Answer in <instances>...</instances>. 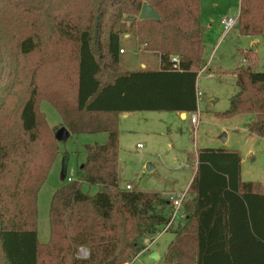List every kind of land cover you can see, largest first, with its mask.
Returning a JSON list of instances; mask_svg holds the SVG:
<instances>
[{"label": "trees", "instance_id": "1", "mask_svg": "<svg viewBox=\"0 0 264 264\" xmlns=\"http://www.w3.org/2000/svg\"><path fill=\"white\" fill-rule=\"evenodd\" d=\"M144 2L159 20L137 19ZM201 2L0 0V264H123L166 225L171 207L161 192L118 185V116L197 110ZM236 24L242 35L264 37V0H239ZM132 32L158 55L157 69L120 67V38ZM242 53L247 63L233 71L238 90L220 116L254 114L249 131L264 137V71L254 49ZM42 101L58 111L60 126L48 124ZM61 127L107 137L84 145L76 178L53 192L41 243L37 194L59 154ZM194 159L178 229L194 236L192 264H264V187L240 179L235 149L197 148ZM84 183L97 190L84 191ZM79 247L87 258L77 256ZM172 259L166 264H178Z\"/></svg>", "mask_w": 264, "mask_h": 264}, {"label": "rangeland", "instance_id": "2", "mask_svg": "<svg viewBox=\"0 0 264 264\" xmlns=\"http://www.w3.org/2000/svg\"><path fill=\"white\" fill-rule=\"evenodd\" d=\"M238 10L239 0H217L216 4L209 0L201 2V22L202 24L212 23L213 27L207 28L205 35L204 59L209 60L208 69L199 74L196 81L201 93L197 109L199 119L196 125L190 121L191 113L182 117L177 112L137 111L128 114L127 117L118 116V185L120 187L123 188L129 184L132 186V190H165V192H161L164 197L168 193L176 192L171 190H182L188 175L185 172V169H188L187 160L192 168L193 152L197 147L228 146L240 150L244 158L243 167L251 172L247 175L244 174V177L256 179L260 176V179H264V137L252 138L249 133L242 132L240 127L245 125V120L241 117L220 116L228 108L230 96L238 90L232 70L242 63V51H244V49H240L238 53L241 41L237 31L234 30L237 24L218 43L221 31H224L220 19L229 16L236 17ZM206 15H210L209 20L211 19V21L205 19ZM124 20L127 21V18L124 17ZM255 46L256 69L264 71V39L259 38V42ZM120 47L123 51L119 50V64L123 69H155L159 66L157 54L141 49L136 43L133 32L121 36ZM212 51L213 54L210 55ZM246 63L247 61L243 65ZM217 68L227 70L226 74L222 75ZM208 72H211L213 77L207 76ZM40 110L45 114L51 127L60 126L61 116L48 101L40 103ZM227 132L230 135V140L224 145L221 135ZM106 137L105 133H69L65 140L59 142V154L37 194V237L39 242H46L49 237L48 208L53 192L65 182L70 181L67 177H70L71 180L76 178L77 168L85 158L84 145L103 143ZM138 144L141 147H137ZM190 153L192 156L188 158ZM83 190L92 194L97 189L95 185L84 183ZM183 215V218L180 219L181 223L186 217L184 209ZM180 222L179 226H181ZM172 226L156 238L149 250L144 249L138 253L132 264H165L169 257L177 254V249L174 246H170L167 254L159 261L151 258L150 253V250L156 249L160 255L163 254L165 246L167 247L170 237H172V231L179 228V226L175 228L176 224ZM144 240L145 242L149 241V237ZM181 251L183 257L186 259L191 257L192 260L193 252L188 253L186 249L185 251L181 249ZM81 255L78 249L77 256L82 257ZM176 258L173 257L175 260ZM176 263L181 264L180 262Z\"/></svg>", "mask_w": 264, "mask_h": 264}, {"label": "crops", "instance_id": "3", "mask_svg": "<svg viewBox=\"0 0 264 264\" xmlns=\"http://www.w3.org/2000/svg\"><path fill=\"white\" fill-rule=\"evenodd\" d=\"M211 3H213V4H216V1L217 0H209ZM239 11V10H238ZM201 15H202V11H201ZM238 15V14H237ZM209 18H210V15H206V18L205 19H208V21H211V19L209 20ZM202 23V22H201ZM203 26H204V28H205V30H204V42H205V48H206V39H205V35H206V32H207V28H209V29H211V27H213V25H212V23H206V24H202ZM234 30H236L237 31V29L235 28ZM231 31V30H230ZM228 33V32H227ZM227 33H225L224 31H221V34H220V37L218 38V43L220 42V41H222V39H224V37L227 35ZM237 33H238V31H237ZM238 37L240 38V46H239V48H238V53H239V51H240V49H244V50H246V49H248V47L249 48H253L254 49V51H256V44H258V42H259V38L261 39H264V37L263 36H258V37H252V36H245V35H242V34H240V33H238ZM244 45V46H243ZM205 51V50H204ZM213 51H214V49H213ZM213 51L211 52V54L210 55H212L213 54ZM240 55V54H239ZM157 57H158V55H157ZM158 59H159V57H158ZM203 60H204V65H208V63H209V60H205L204 59V55H203ZM206 61V62H205ZM245 59L244 58H242V63H240L239 65H241V64H243V63H245ZM239 63V62H238ZM158 65H159V63H158ZM159 67V66H158ZM157 67V68H158ZM238 66H236V67H234V69L232 70V71H234L236 68H237ZM157 68H155V69H157ZM217 70L218 71H220V73L222 74V75H225L226 74V71L227 70H223V69H221V68H217ZM210 74H212L211 72H210ZM234 75V74H233ZM211 77H213V74H212V76ZM235 78V77H234ZM197 109H198V103H197ZM137 112V111H136ZM195 112H198V110H196ZM130 113H134V112H128V113H121V114H119V116H121V117H127L128 116V114H130ZM177 113H179V112H177ZM179 114H181V113H179ZM187 116V113H184V116H182V117H186ZM235 117H241V118H243L244 120H245V125H243V126H241L240 127V130L242 131V132H245V133H249V135L253 138V137H259L260 138V136H257V135H255L254 133H252V132H250L249 131V126L252 124V122L254 121V119H255V115L254 114H240V115H234V116H231V117H228V118H235ZM230 140V135H229V133L227 132L226 133V140L225 141H223L224 142V145H225V143H227L228 141ZM198 148V147H197ZM196 148V149H197ZM215 148H228V149H233L232 147H228V146H222V147H215ZM196 149H195V151H196ZM236 150V149H235ZM195 151L193 152V153H195ZM239 153H240V156H241V163H240V179L242 180V181H256V182H261V184H262V186L264 187V179H260V176H258V178H256V179H252V178H249V177H244V174H250L251 172L250 171H248V169L247 168H244L243 167V162H244V158H243V155H242V151H240V150H237ZM191 155H192V153H190ZM189 154V155H190ZM188 158H189V156H188ZM85 159V158H84ZM84 161V160H83ZM196 159H194L193 160V166H192V168H191V166L189 165V161L187 160V164H186V166H187V170L185 169V172L188 174L187 175V177L185 178L186 179V181H185V186H184V188L182 189V190H171V191H176V192H181V191H185L186 192V190H187V188L189 187V185H190V183H191V181H192V179H193V176H194V173H195V171H196ZM96 187V189H97V186H95ZM132 187V186H131ZM131 189H133V188H131ZM96 191V190H95ZM155 191H157V192H165V190H155ZM166 191H170V190H166ZM183 209H184V207H183ZM180 221H178V222H176L175 224H176V226H175V228L176 227H178L179 226V223ZM175 224H173V225H175ZM180 224H182L181 222H180ZM173 226H171L170 228H172ZM179 229V228H178ZM165 232V231H164ZM163 232V233H164ZM173 232V234H172V237H170V242H169V244L167 245V247L165 246V250L163 251V254L162 255H160L159 254V252H158V250H156V249H152V250H150V253H151V255H153L154 253H156L157 254V259H154V260H158L159 261V259L162 257V259L164 258V255H166L167 254V250H168V248H170V246H174V248L176 247V251H177V254H175L173 257L175 258V257H177L176 258V260L175 259H172V262L174 263V262H180L181 264H192V260H191V257H187L188 259H186V257H183L184 255H183V252L181 251V249L182 250H184L185 251V249H186V251L189 253V252H193L194 253V248H195V241H194V236L192 235V234H180V233H178V230H176V231H172ZM162 233V234H163ZM161 234V235H162ZM160 235V236H161ZM156 240V239H155ZM155 240L153 241V242H151L150 244H149V247H148V250L150 249V247H151V245L155 242ZM192 253V254H193ZM164 261H166V260H164ZM187 261V262H186ZM166 264V263H165ZM179 264V263H178Z\"/></svg>", "mask_w": 264, "mask_h": 264}, {"label": "built area", "instance_id": "4", "mask_svg": "<svg viewBox=\"0 0 264 264\" xmlns=\"http://www.w3.org/2000/svg\"><path fill=\"white\" fill-rule=\"evenodd\" d=\"M237 23V16L236 17H223L220 19V24L222 25V28L224 30L225 33L229 32L230 30H232L235 25ZM120 51H123V49H120ZM171 60L173 61V65L172 68L174 69H178V57L177 56H172ZM207 66L203 65L202 68L200 70H198V75L201 74L203 71L207 70ZM207 76L211 77L212 74H210V72H208ZM200 91L198 90V87H196V100L197 103L200 100ZM199 119V113L198 112H193L191 113V117H190V121L193 125H196ZM137 147H141L140 144L137 145ZM68 180H71L70 177H67ZM127 190L131 189V185L127 184L124 187ZM186 198V192L185 191H181V192H172V193H168L165 195V199L167 200L168 204L171 207V213H170V218L169 221L166 223V225L157 233H155L153 236L149 237V243L146 246L145 249H148L149 244L151 242H153L157 237H159L164 231H167L173 224L174 222H178L180 221L181 218H183V203L185 201ZM79 252H81V256H78L79 258H86L88 256V249L84 248V247H80L79 248ZM138 254L133 257L131 260L124 262L123 264H132L133 261L137 258Z\"/></svg>", "mask_w": 264, "mask_h": 264}, {"label": "water", "instance_id": "5", "mask_svg": "<svg viewBox=\"0 0 264 264\" xmlns=\"http://www.w3.org/2000/svg\"><path fill=\"white\" fill-rule=\"evenodd\" d=\"M137 19L138 20H146V19L159 20V15L150 3L144 2L142 3L140 7L139 13L137 15ZM181 116H184V112L181 113ZM68 135H69V132L65 127L59 128L56 132V137L61 140H65V138ZM221 140L222 141L226 140V133H223L221 135ZM80 167H82V165H80ZM149 168L151 167L149 166ZM151 258L157 259V254L154 253L153 255H151Z\"/></svg>", "mask_w": 264, "mask_h": 264}]
</instances>
